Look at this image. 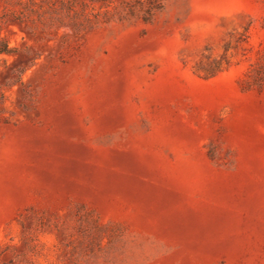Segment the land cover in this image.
<instances>
[{"label":"rangeland","instance_id":"rangeland-1","mask_svg":"<svg viewBox=\"0 0 264 264\" xmlns=\"http://www.w3.org/2000/svg\"><path fill=\"white\" fill-rule=\"evenodd\" d=\"M0 264H264V0H0Z\"/></svg>","mask_w":264,"mask_h":264}]
</instances>
